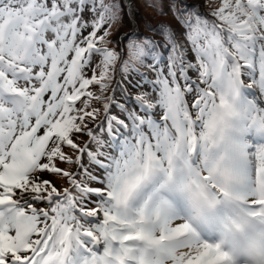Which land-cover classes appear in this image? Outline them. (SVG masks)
I'll return each instance as SVG.
<instances>
[{
	"label": "snow or ice",
	"instance_id": "6c2138e0",
	"mask_svg": "<svg viewBox=\"0 0 264 264\" xmlns=\"http://www.w3.org/2000/svg\"><path fill=\"white\" fill-rule=\"evenodd\" d=\"M143 3L0 0V264H264V0Z\"/></svg>",
	"mask_w": 264,
	"mask_h": 264
},
{
	"label": "rangeland",
	"instance_id": "374dc122",
	"mask_svg": "<svg viewBox=\"0 0 264 264\" xmlns=\"http://www.w3.org/2000/svg\"><path fill=\"white\" fill-rule=\"evenodd\" d=\"M199 2L203 3L204 0H199ZM132 4L134 5V8L131 5L133 17L125 18L123 25L119 28V33H122L128 27L135 26L136 22L137 24L144 22V24L140 26L141 28H143L146 27V23L155 26L156 24H158L155 22L169 19L168 17L155 16L152 9H148L144 7L143 0H132ZM145 33L151 35L149 34L148 31ZM116 35L117 34L114 33V38Z\"/></svg>",
	"mask_w": 264,
	"mask_h": 264
},
{
	"label": "trees",
	"instance_id": "16d2710c",
	"mask_svg": "<svg viewBox=\"0 0 264 264\" xmlns=\"http://www.w3.org/2000/svg\"><path fill=\"white\" fill-rule=\"evenodd\" d=\"M132 7L134 8V5H133V4H132ZM125 18H128V17L126 16ZM159 22H160V21H157V22H155V23H159ZM155 23H154V24H155ZM142 24H144V22H141V23H139V24H137V22H136V25H135V26H131V27L126 28L122 33H127V32H129V31H131L132 29H137V28H138L139 33H141V34H143V35H148L147 33H145V32H147V31L145 30L146 27H143V28L140 27ZM149 34L152 35L151 32H149Z\"/></svg>",
	"mask_w": 264,
	"mask_h": 264
}]
</instances>
